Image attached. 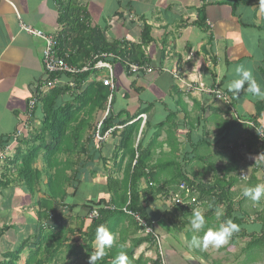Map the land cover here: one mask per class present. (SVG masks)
<instances>
[{
    "label": "crops",
    "instance_id": "1",
    "mask_svg": "<svg viewBox=\"0 0 264 264\" xmlns=\"http://www.w3.org/2000/svg\"><path fill=\"white\" fill-rule=\"evenodd\" d=\"M54 1L0 0V153L1 143L21 133L10 142L8 156L13 155L17 145L22 152L32 146L29 139L42 119L38 101L31 111L27 110V102L35 85L45 78L41 60L44 43L27 35L21 27L27 26L57 38L63 27L58 24V8ZM78 2L86 12L90 29L98 30L108 43L122 44L126 49L139 46L152 73L128 75L116 62L118 57L116 61H109L116 86L113 109L107 113L90 109L80 114L83 123L89 124L84 128L83 150H90L88 154L82 151L73 155L72 160L74 164H89L80 175L84 183L74 194L72 187L66 188L64 201L56 200L47 206L48 221L42 226H51L42 232L47 234L54 230L56 238H62L68 246L78 247L76 256L70 258L65 257L63 250L58 264L89 263L96 240L84 243L89 226L84 205L90 200H108L107 177L121 181L123 167L128 164L126 156L116 153L123 127L108 129L102 141L93 137L92 146L85 142L91 140L89 129L97 126L100 129L108 117L113 122H121L133 115L135 117L127 125L139 122L138 134L145 123L149 126L142 139V148L152 150L149 164L165 165L182 159L191 165L195 160L190 162V159H202L210 166L200 177L207 187L200 205L194 207L203 212L205 228L200 232L191 229L189 221L194 209L181 214L173 213L170 207L166 213H160L152 225L160 239L164 264H264V198L253 202L243 196L245 187L264 184V153L258 154L254 141L255 131L264 130V112L252 122L256 107L264 104V100L247 91L234 96L226 87L236 78L235 67L243 64L264 89V0ZM199 19L202 22L199 23ZM144 26L150 29V42L142 46ZM193 66L199 68L202 80L192 79L189 72ZM174 74L182 83L197 86L203 82L204 88L216 89L229 103L211 95L187 92ZM103 77H106L105 71L92 72L84 85L99 84ZM68 82L61 79L59 88H64ZM69 95H65L68 100ZM141 116H145V120ZM161 123L165 126L158 132L156 128ZM137 141L138 137L134 148ZM59 160L64 161V158ZM4 161L5 158L0 163ZM212 166H227L231 173L214 172ZM34 168L43 169L41 157ZM3 171L0 167V257L15 248L17 237L21 241L34 234L36 214L43 210L38 202L45 199L43 184L46 183L43 176L41 191L30 198L15 183L5 185L10 177L3 176ZM191 171L196 175L199 170L193 167ZM144 186L141 181L140 187ZM228 219L239 225V231L232 235L227 245L207 250L190 247L193 235L202 236L208 227H216ZM105 226L115 234V241L107 255L97 261L113 264L120 251H125L129 257L132 249L130 264L138 259L142 264H150L155 259L156 250L151 240L138 229L133 219L117 214L109 216ZM51 243L53 241L48 245ZM46 246L42 244V249Z\"/></svg>",
    "mask_w": 264,
    "mask_h": 264
},
{
    "label": "trees",
    "instance_id": "2",
    "mask_svg": "<svg viewBox=\"0 0 264 264\" xmlns=\"http://www.w3.org/2000/svg\"><path fill=\"white\" fill-rule=\"evenodd\" d=\"M54 2L58 8V24L63 27L62 32H59L56 38V53L69 66L80 70L93 57L103 54L113 56V59H106L108 63L116 61L115 59L118 57L116 62L126 72L127 66L130 64L147 66L146 60L139 52V46H129L130 48L126 49V46L123 47L122 44L108 43L98 30L90 29L86 23V12L78 0H55ZM200 22H202L201 19H199ZM149 30L147 26L143 27L140 45L145 46L150 42ZM127 74L131 75L128 72ZM88 76H90L89 72L76 75L59 74L52 76L51 78L56 77L71 81L74 87L72 89L68 86L64 88L56 87L40 95L37 106L42 112V119L38 130L30 137L31 140L29 139L32 146L25 152H22L17 145L13 155L5 158L3 176L7 175L10 177L4 182L5 185L15 183L26 195L32 198L36 193L41 191L43 176L46 178V183L43 184V195L45 199L38 202L39 208L43 210L36 214L37 223L34 226V234L31 237H26L21 240V244L17 248L15 247L13 251L6 252L2 256L3 260L0 261V264H16L20 260V256L24 250L28 251V255L23 264H58V259L62 256L63 250H65V257L68 258L76 256V252H78V247L74 245L68 246L62 238H56L54 230L47 231V234L42 232V229H51V226L46 225V228L42 226L43 222L48 221L47 206L56 200L64 201L66 198V188L72 187L74 194L77 188L84 183L81 181L80 175L89 164H74L72 160L73 155L77 156L82 151L88 154L90 150L88 148L83 150L84 128L89 124L83 123L80 114L90 109L94 111H105L107 98L110 94L108 88L102 86L101 82L99 84L92 82L84 85V80ZM114 78L113 75L114 88L111 93L108 108L110 111L114 107L113 95L116 90ZM66 94H70L69 100L65 98ZM256 108V115L252 119L253 123L258 119L259 114L264 112V104ZM134 117L135 115L129 118L128 121L121 122H113L111 117H108L102 122L99 129V135L103 136L108 129L117 126L123 127V130L118 136L119 141L116 153H122L123 157L126 156L128 158V164L123 167L124 172L121 181L107 177L105 191L109 195L108 200L103 198L90 200L85 203V218L89 222L86 234L84 235V243L86 244L95 240L98 226L106 225L109 216L111 217L117 214H124L131 218V220L133 219L138 229L144 233L146 229L153 232L152 225L159 219L160 213H163V211L166 213L168 207L172 208L173 213L181 214L186 210H193L194 207L200 205V198L203 195L204 189L207 187L202 184L200 178L191 177L189 179L186 176L189 172H192L191 168L195 167V164H186L182 159L179 162H177V159L171 164L165 165L149 164L152 150L151 148H142V139L145 137L149 126L145 123L141 132L138 134L140 129L139 122L127 125ZM167 122H169V119L166 120ZM164 126L163 123L159 124L156 131L159 132ZM89 131L91 133V140H86L85 142L87 146H92V138L94 137L96 129L92 128ZM262 131L264 132V130ZM137 137L138 141L134 148ZM254 138L258 154L264 153V146L259 143L256 131ZM11 141H13L12 138L6 139L1 143L2 150L9 146ZM23 142L25 143L26 141ZM40 157L43 163V169L36 170L34 165ZM61 157L64 158V161L59 160ZM193 160L198 164L204 161L202 159H190V162ZM118 167L120 168L122 166L119 165ZM207 168L209 169L210 166H205L204 171ZM211 169L214 172L231 173V169L227 166L221 168L212 166ZM192 176L194 175L192 174ZM141 181L145 185L143 188L140 187ZM181 184L187 188L189 197L193 198L194 202L192 205L184 207L171 203V197L173 195H183L184 192L179 189ZM156 204L160 206L158 207ZM109 206L113 209H103ZM93 210H96L97 217L95 219H89L88 216ZM122 210L129 212L131 215L125 214ZM136 219L143 222L145 228L140 227ZM153 234L155 233L153 232ZM146 238L151 240L156 250V257L150 264H161L159 252L153 237L151 234H146ZM32 241L34 243L29 248ZM51 241L53 243L48 245ZM42 244L47 245L44 250L42 249ZM133 251L134 249L129 251V257L133 254ZM103 263V261L95 262V264ZM134 264H142L141 259H138Z\"/></svg>",
    "mask_w": 264,
    "mask_h": 264
},
{
    "label": "built area",
    "instance_id": "3",
    "mask_svg": "<svg viewBox=\"0 0 264 264\" xmlns=\"http://www.w3.org/2000/svg\"><path fill=\"white\" fill-rule=\"evenodd\" d=\"M21 29L27 35L38 38L42 40L44 43V47H43L42 54H41V60H42V66H43L45 78L35 85L34 91L30 99L28 100L27 110L31 111L35 107L38 101V98L40 97L41 94H44L48 90H51L53 88L59 87V85L61 84V79H58L56 77L51 78L52 76L59 75V74L60 75H76L79 73H88V72L92 73V72L105 71L106 77L101 78L100 82L102 86L107 87L110 92L107 98V102H106L105 113H107L108 108H109L110 99H111V93L113 91L114 86H113V73H112L111 65L106 61V59H112L113 58L112 55L103 54L101 56H95L83 68H81L80 70H77L74 67L69 66L63 58H60L57 56V53H56L57 43H56V38L54 36L44 34L40 31L34 30L27 26H22ZM127 72L134 76L138 74L149 75L152 73V69L146 65L137 66L135 64H130L127 66ZM173 77L176 80L180 81V83H182V81L178 79L175 74L173 75ZM66 86L72 89L74 87V84L73 82L70 81L66 84ZM182 86L187 92H197V93L211 95L216 100H220L226 104L229 103V100L227 99V97L221 94L220 92H218L216 89H207V88L201 89L200 84L197 86H193L188 83H182ZM140 118L145 120V116H141ZM256 134L258 136L259 143L264 146V132L262 130H257ZM17 136H19V134L16 135L15 137ZM15 137H13V141H15L14 139ZM94 138L96 141L103 140V136L99 135V126L96 127ZM10 146L11 145L5 147L4 150H2V152L0 153V161H2L4 157L8 155L11 149ZM179 189L184 192L183 195L182 196H180L179 194L173 195L171 197V203L175 205H179V206L192 205L194 200L192 197H189L187 188L183 184H181L179 186ZM103 209L112 210L113 208L109 206V207H104ZM122 211L127 215H131L129 212L125 210H122ZM96 217H97L96 210H93L88 216L89 219H95ZM136 221L138 222L140 227L145 228V225L143 224V222H141L138 219H136ZM145 233L151 234V236L153 237L156 243L157 250L159 252L161 264H164V261H163V258L160 252L159 237L153 234V232H151L148 229H146Z\"/></svg>",
    "mask_w": 264,
    "mask_h": 264
},
{
    "label": "clouds",
    "instance_id": "4",
    "mask_svg": "<svg viewBox=\"0 0 264 264\" xmlns=\"http://www.w3.org/2000/svg\"><path fill=\"white\" fill-rule=\"evenodd\" d=\"M199 68L192 67L189 73L192 74V79H201L202 75L198 71ZM236 78L227 83L226 87L234 96H239L242 91H247L253 96L264 100V89L256 81L251 70L247 69L243 64L238 65L234 69ZM245 85L247 87L245 88ZM201 89L205 84L201 82ZM243 196L249 198L253 202H259L264 198V184L245 187ZM191 229L194 232H200L205 228L206 219L200 209H194L190 217ZM239 231V225L228 219L220 223L216 227H208L202 236L193 235L190 241V247L207 250L209 248L220 249L227 245L232 235ZM96 249L93 255L89 258V264H95L97 260L103 259L107 255V250L114 245L115 234L112 233L105 225L98 226L95 234ZM113 264H130L129 257L125 251H120L114 258Z\"/></svg>",
    "mask_w": 264,
    "mask_h": 264
},
{
    "label": "rangeland",
    "instance_id": "5",
    "mask_svg": "<svg viewBox=\"0 0 264 264\" xmlns=\"http://www.w3.org/2000/svg\"><path fill=\"white\" fill-rule=\"evenodd\" d=\"M21 133H19V135H20ZM4 158H9V156L8 155H6ZM193 164H195L194 166H195V168H197V170H199V171H196L195 173H197L196 175H194V176H192V172H189L188 173V175H186L189 179H191V177H196L197 179H199L200 177H202V175H203V171H204V169H205V166H207V164H198L197 162H194ZM4 166H5V161L4 162H2V163H0V167L1 168H4ZM186 171H189V170H186ZM153 230V229H152ZM153 232L155 233V231L153 230ZM156 234V233H155ZM18 239H17V243H16V248L21 244V241H18L19 240V237H17ZM9 249V247L7 246L6 247V250H8ZM14 249V248H13ZM13 251V250H12ZM27 254H28V251L27 250H24V252H23V254L20 256V260L16 263V264H23L24 263V260H25V258L27 257ZM3 260V258L2 257H0V261H2Z\"/></svg>",
    "mask_w": 264,
    "mask_h": 264
},
{
    "label": "bare ground",
    "instance_id": "6",
    "mask_svg": "<svg viewBox=\"0 0 264 264\" xmlns=\"http://www.w3.org/2000/svg\"><path fill=\"white\" fill-rule=\"evenodd\" d=\"M112 59H113V58H112ZM111 68H112V67H111ZM27 105H28V102H27ZM27 117H28V114H27ZM18 134H19V133H17V135H18ZM15 136H16V135H15ZM15 136H14V137H15Z\"/></svg>",
    "mask_w": 264,
    "mask_h": 264
}]
</instances>
